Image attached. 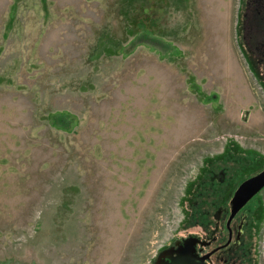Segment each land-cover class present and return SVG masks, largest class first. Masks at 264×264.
<instances>
[{"label": "rangeland", "instance_id": "374dc122", "mask_svg": "<svg viewBox=\"0 0 264 264\" xmlns=\"http://www.w3.org/2000/svg\"><path fill=\"white\" fill-rule=\"evenodd\" d=\"M240 2L0 0V264H154L214 227L264 167Z\"/></svg>", "mask_w": 264, "mask_h": 264}, {"label": "flooded vegetation", "instance_id": "af4514ba", "mask_svg": "<svg viewBox=\"0 0 264 264\" xmlns=\"http://www.w3.org/2000/svg\"><path fill=\"white\" fill-rule=\"evenodd\" d=\"M240 1V23L242 28L241 35L243 36V40H246L244 43H246L247 46L246 49L244 45L243 50L245 51V55L252 58V67L256 71L261 72L260 75L263 77L264 0ZM244 180H242L238 186ZM262 190L259 193H261ZM256 196L257 194L252 199L256 198ZM232 197L233 195H231V197L225 202L222 208L217 209V211L214 213V227H208L206 233H188L187 235L172 241V243L164 248L162 252L168 249H176L178 246L184 244L186 240H191L193 243H195L194 245L196 247V253L198 256H204L208 253H211L210 256L204 261L206 264H241L244 260L247 261V253L248 249H250L249 239L252 240L253 238L250 235V225L252 222L251 211L250 209H247L246 206L252 199L236 213L228 225V220L231 215ZM165 259L167 260L168 258Z\"/></svg>", "mask_w": 264, "mask_h": 264}, {"label": "water", "instance_id": "95a60500", "mask_svg": "<svg viewBox=\"0 0 264 264\" xmlns=\"http://www.w3.org/2000/svg\"><path fill=\"white\" fill-rule=\"evenodd\" d=\"M264 188V168L257 174L245 179L236 189L231 199V215L228 225L236 213L244 207L256 194ZM191 240L173 250L163 251L154 264H206L204 261L210 256H198L196 247ZM165 258H168L167 260Z\"/></svg>", "mask_w": 264, "mask_h": 264}, {"label": "trees", "instance_id": "16d2710c", "mask_svg": "<svg viewBox=\"0 0 264 264\" xmlns=\"http://www.w3.org/2000/svg\"><path fill=\"white\" fill-rule=\"evenodd\" d=\"M59 114L60 115L55 116L54 118L57 121L64 123V126L65 127L70 128L71 124H70L69 115H66L65 113H59ZM65 123H66V125H65ZM210 212H212V210H210V209H206L205 211L198 210V211H196L194 213V218H195V220H199V219L201 220L202 219L201 217H207V218H209L212 215V214H210ZM208 221H210V220H208ZM210 222L212 223V221H210Z\"/></svg>", "mask_w": 264, "mask_h": 264}]
</instances>
